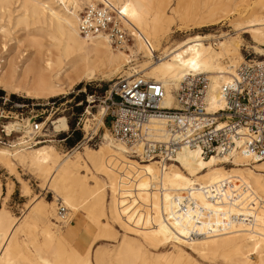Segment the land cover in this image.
I'll list each match as a JSON object with an SVG mask.
<instances>
[{"label":"bare ground","instance_id":"1","mask_svg":"<svg viewBox=\"0 0 264 264\" xmlns=\"http://www.w3.org/2000/svg\"><path fill=\"white\" fill-rule=\"evenodd\" d=\"M11 1L0 0V11L7 10ZM95 1L21 0V13L15 25H23L31 52L24 51L17 60L7 59L8 47L0 43V89L31 100L66 96L82 83L104 80L122 72L132 66L135 60L131 58L141 55L144 61L138 67L142 69L135 70L130 77L145 73L149 79L160 82L166 94L163 107L175 106L179 84L185 77L195 75H205L209 80L206 110L215 112L224 107L220 89L245 63L238 42L223 36L211 43V37L195 36L164 48L159 55L156 51L161 40L173 33L176 24L172 15L184 24L181 8L176 6L169 13L170 0H108L121 10L134 42L132 47L114 49L103 38L88 41L79 34L80 5ZM217 1L226 6L233 0ZM211 3L212 0H202L193 20L197 28L214 25ZM258 12L256 16L236 22L234 31L249 30L257 45L255 54L263 57L264 50L258 47H264V3ZM104 115L105 107H102L92 115L93 120L86 121L84 130L91 129V121L95 122L94 130L98 129L103 125ZM50 120L51 117H47L38 128H43ZM14 123L5 126L8 135L11 132L23 134L15 130V125L22 129L30 125L29 120H25V127ZM149 123L154 138L165 140L162 119L153 117ZM49 124V131L54 134L68 131L65 117H58ZM31 134L26 130L15 144L0 148V168L18 180L22 196L29 197L31 190L28 183L19 178L18 168L41 179L42 187L52 192L55 199L44 205L40 204L38 195L31 198L32 219L41 220L44 225L42 244L36 239L29 241L31 250L16 237L18 218L9 216L3 206L0 208V264H91V245L83 253L71 248L51 220L58 218L60 222L55 202L60 201L72 214L84 202L90 214L88 219L97 229L92 241L110 238L112 229L101 220L108 218L106 188L111 194L110 218L128 235L143 240L152 249L174 243L190 247L202 258H221L227 264H264V162L250 163L234 151L204 158L198 148L185 146L169 160L174 164L152 160L136 162L132 159L135 156L107 131L105 143L97 149L85 147L83 153L73 150L60 154L42 143L40 145L44 146H29L28 143L33 142ZM230 161L234 168L222 167ZM66 215L68 220L62 222L64 225L70 221L67 212ZM134 243L122 241L114 256L104 264L113 261L197 264L177 246L176 255L150 257L141 243ZM95 262L100 264L96 251Z\"/></svg>","mask_w":264,"mask_h":264},{"label":"built area","instance_id":"2","mask_svg":"<svg viewBox=\"0 0 264 264\" xmlns=\"http://www.w3.org/2000/svg\"><path fill=\"white\" fill-rule=\"evenodd\" d=\"M77 22L79 34L88 41L103 38L114 49H123L133 42L121 10L108 0H96L84 6ZM146 43L150 46L148 41ZM208 86L205 75L185 77L175 91V106L170 108L162 106L166 94L160 82L142 75L119 77L102 102L105 105L103 119L108 120L112 138L138 161L157 159L166 163L185 146L198 148L204 158L234 151L250 163L264 162V58L249 60L238 67L236 74L222 85L220 97L224 107L215 112L206 110ZM47 104L54 106L53 101ZM32 105L36 109L46 106ZM153 117L163 121V141L153 136L149 123ZM0 118L9 119L2 115ZM38 119V115L27 119L30 125L25 130L32 132L31 147L52 135L48 125L38 128L47 118L42 122ZM5 126L0 131V146L10 147L21 133L8 135ZM14 128L24 130L16 125ZM66 212L58 203L61 223L68 220Z\"/></svg>","mask_w":264,"mask_h":264},{"label":"rangeland","instance_id":"3","mask_svg":"<svg viewBox=\"0 0 264 264\" xmlns=\"http://www.w3.org/2000/svg\"><path fill=\"white\" fill-rule=\"evenodd\" d=\"M241 1L242 0H233L230 3H227L225 6L219 3L217 0H212L211 6L214 8V25L204 28H197V25L193 24V20L196 18L195 14L202 6V0H170L168 12L170 13V11L176 6L181 8L184 24L181 25L182 23L180 24V22H178L177 17L172 15L173 18L176 19L174 22V24H176L173 25V33L161 40V46L156 52H158L160 55L164 48L177 45L190 37H211V43H215L214 39L225 36L224 38L229 41L235 40V42H238L244 62L249 60L258 61L263 59L264 56L258 57V55L255 54L256 51L254 48L257 47V45L254 43L249 30L236 32L234 31V25L238 21H244L256 16L259 13L258 10L263 5L264 0H249L250 2H248V4ZM20 2L21 0H12L7 10L5 9L4 11H0V19H2L0 20V43H6L8 47V52L6 55L7 59L11 58L17 60L19 59L20 54L24 51V53L31 52V50L27 47L25 38L26 33L24 31L23 25H15L16 18L21 13ZM85 3L86 2H84L83 5H80V9H83L84 5H86ZM244 31H246V33H244ZM133 44L134 42H131L128 46L132 47ZM258 48L264 50V47ZM133 59L135 61L132 62V66L123 69L122 72L116 73L112 76L109 75V78L104 80L82 83L69 91V94L66 96H59L47 100H31L21 97L18 94H10L0 89V115L4 116L5 118H9H0V131L2 126H7L8 123L11 122H18L24 126L25 120L35 115L39 116V122L45 121V119L49 116L51 117V122L58 117H65L67 120L68 131L60 134H54L52 131H50L52 135H49V137L46 138V141H44L42 144L52 146L60 154H66L72 152L73 150L83 153L85 147L91 149L99 148L105 143L104 133L106 131L109 132L108 120L103 119V125L98 129L95 128V130V122L91 121V129L87 132L84 130V125L87 120H93L92 115L97 114L99 110L102 109V107H105V105L102 103L104 97L107 95L112 85L117 82L119 77H130V75H132L135 70L139 71L142 69V67H138L143 64L144 59L142 56L138 55L134 58H131V60ZM224 64H226V61ZM131 68L135 69L132 70ZM140 74L148 78L145 73ZM52 101L54 102L53 107L50 106L51 104H47L52 103ZM32 103H40L46 106L36 109ZM50 121H48V123H50ZM48 123L46 125H48ZM21 131L23 134L26 132L25 129L24 131ZM23 134H20L17 140L12 144H15L18 139L23 136ZM77 135L80 136L79 140L74 141ZM31 143L32 142L28 143V145L30 146ZM40 146L44 145H38L37 147ZM1 147L8 148L5 146H0V148ZM132 159L136 162H141L135 158ZM152 161L156 162L157 159ZM169 164L174 163L166 162V165ZM222 167L225 169H230L234 168V165L232 164V161H230L229 163L222 165ZM17 174H19L20 179L28 183V186L31 190V195L29 197L22 196L20 189L21 187L18 183V180L14 176H10L6 170H2L0 168V208L3 206L9 216L15 219L18 218L17 220L19 229L17 231L16 237L20 241H24L27 244L28 249L31 250L29 241L36 239L38 244L41 245L43 241L41 233L44 229V225L41 220L35 221L32 219L33 202L31 198L38 195L37 197L40 200V204L47 205L48 203L53 202L55 197L52 192L48 190L45 191L44 187H42L43 181L32 175V173H30L28 170L18 168ZM89 184L94 186L93 181H90ZM105 195L107 206L106 212L108 218L101 220L110 225L112 229V236L110 235V238L96 239L95 241H92L97 229L91 225V222L88 219L90 214L88 211H86V205L81 201V199H79V201L82 202L80 205L81 207L75 214H72L66 209L70 220L67 225L60 223L58 218L57 221L51 220L55 226V229L64 236V239L71 248L83 253L88 245H91V264H96L95 251L97 254H99L100 264H104V262L108 260L109 257L114 256L122 241H134L136 242L134 244L141 243L144 246V249L149 252L150 257H155L158 254L176 255L178 247L195 263L197 262V264H227L221 258H214L210 256L202 258L186 245L170 243L165 244L156 250L150 248L143 240L128 235L129 233L126 232L124 228H122L118 223L116 224V222L110 218L108 208L111 194L110 190L107 188ZM58 203L61 202H55L56 205L54 209L56 214ZM254 257L255 256L252 255L251 258L254 259ZM112 264L120 263L113 261ZM136 264H140V262L137 261Z\"/></svg>","mask_w":264,"mask_h":264},{"label":"trees","instance_id":"4","mask_svg":"<svg viewBox=\"0 0 264 264\" xmlns=\"http://www.w3.org/2000/svg\"><path fill=\"white\" fill-rule=\"evenodd\" d=\"M14 98V97H13ZM79 135H77L76 137H75V140L74 141H78L79 140Z\"/></svg>","mask_w":264,"mask_h":264}]
</instances>
